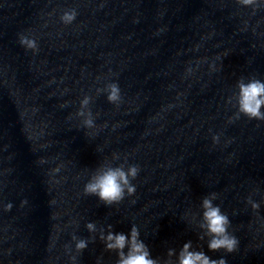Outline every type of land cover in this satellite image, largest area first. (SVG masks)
Masks as SVG:
<instances>
[{"label": "clouds", "instance_id": "9594fccd", "mask_svg": "<svg viewBox=\"0 0 264 264\" xmlns=\"http://www.w3.org/2000/svg\"><path fill=\"white\" fill-rule=\"evenodd\" d=\"M243 6H252L261 2V0H237ZM76 17V11L71 10L65 12L61 16V20L65 24H70ZM19 43L26 49L38 51V45L35 39L28 38L25 35H20ZM215 70V66H213ZM191 72V69H189ZM238 91L229 98V103L235 101L237 108L236 118L241 115L248 119L264 121V81L255 77L245 81L241 78L236 85ZM106 91L107 99L110 103L119 104L121 100L120 88L117 83H109L104 89H97V92ZM91 97L85 96L81 101V109L77 115L83 117V125L92 129L95 127L92 112L88 109ZM214 142H218V136L213 137ZM114 159L118 157L114 156ZM44 161H41L43 163ZM59 169H57L58 171ZM139 173L138 165H129L125 169L124 164L113 167L111 164L102 165L97 168L91 175L88 182L84 185V194L96 196L105 205L120 203L125 194L132 196L135 193V185L131 183ZM217 199L216 193H210L201 201L202 217L199 228L202 230L200 239L208 238L207 247L210 251L216 252L224 250L226 253L236 251L238 247V239L229 232L230 220L228 216L221 211L219 205L213 203ZM26 203V201H23ZM248 203L255 210L259 208V204L253 202L250 198ZM11 204L5 206V210H10ZM89 232L95 233L97 227L94 223L89 222L86 225ZM108 231L105 234L104 229L100 230V239L104 242L105 248L108 251L117 253L118 259L116 264H160L158 259L151 256L148 246L140 239L138 228L133 225L129 233L113 232L112 226H108ZM75 243L77 252H81L87 247L85 239H78L75 235L72 237ZM127 249V251H125ZM176 255L174 249L168 251L169 259L164 264H173L171 257ZM75 261V257H72ZM175 264H227L224 258L212 259L203 251L193 249L191 241L185 242L179 251Z\"/></svg>", "mask_w": 264, "mask_h": 264}]
</instances>
